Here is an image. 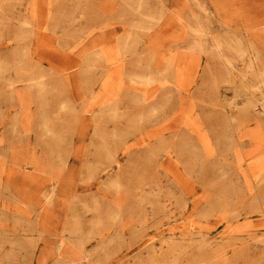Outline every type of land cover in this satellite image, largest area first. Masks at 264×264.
I'll return each mask as SVG.
<instances>
[{
    "label": "rangeland",
    "instance_id": "374dc122",
    "mask_svg": "<svg viewBox=\"0 0 264 264\" xmlns=\"http://www.w3.org/2000/svg\"><path fill=\"white\" fill-rule=\"evenodd\" d=\"M135 1L0 0V72L34 85L11 100L0 78V264H264V116L241 92L264 69V0ZM199 22L231 72L188 50Z\"/></svg>",
    "mask_w": 264,
    "mask_h": 264
},
{
    "label": "bare ground",
    "instance_id": "6f19581e",
    "mask_svg": "<svg viewBox=\"0 0 264 264\" xmlns=\"http://www.w3.org/2000/svg\"><path fill=\"white\" fill-rule=\"evenodd\" d=\"M180 3V2H179ZM178 3V4H179ZM136 6V7H135ZM133 8H134V11H136L137 13H141V14H143V10H142V2L140 1V0H136L135 1V4L133 5ZM151 13V12H150ZM34 15H36V14H34ZM35 18V17H34ZM23 24H29V22L28 21H22V25ZM38 25V24H37ZM22 27V26H21ZM191 29H194L195 30V32H197V30H198V32L195 34V36L194 37H191V39L188 41V46H189V48H188V50H191V51H194V50H198L199 52H204V53H207V52H212L213 51V49H212V51L209 49V47L210 46H208L207 44H206V41H207V39H206V36L207 35H205V33H203L202 31H199L201 28H202V24H200V22L198 23V24H195L194 26L193 25H190L189 26ZM146 28H148V27H146ZM18 31H20V28L18 27V28H16ZM165 30V29H164ZM229 38H232V40L230 41L229 39V41H230V43L231 42H233V41H238V36H233V37H229ZM96 39L99 41V38H94L93 39V41L94 42H96ZM101 39H102V42L103 43H105V42H107V40H108V38L105 36V35H103V37H101ZM215 37H213V43L211 44V45H213V44H215L216 42H215ZM97 41V42H98ZM38 42V41H37ZM91 42H92V40H91ZM96 42V43H97ZM247 42H249L248 41V39H247ZM93 43V42H92ZM18 45H21V43H17ZM90 44V43H89ZM98 44H99V42H98ZM97 44V45H98ZM91 45V44H90ZM217 45H219V44H217ZM94 46H96V44L94 45ZM93 46V47H94ZM88 47H89V45H88ZM84 48V47H83ZM54 49H55V47H54ZM88 49V48H87ZM9 51H11L12 52V49H10ZM20 51H24V50H21V49H17L16 50V52H17V54L19 53V54H21V52ZM54 51V50H53ZM86 52V51H85ZM89 53H90V51H89ZM180 53V52H179ZM182 53V52H181ZM185 53V52H184ZM212 53H214L215 55H216V57L217 58H219L222 62H223V65H224V67H225V69H227V71H232L233 70V68H235V63H234V61L232 60V58L231 57H229V55L226 53V52H224L223 50H219L218 48H217V50H215L214 52H212ZM86 54V53H85ZM71 55V54H70ZM80 55V54H79ZM82 55V54H81ZM187 55V54H186ZM33 56V55H32ZM37 56H39V54L37 55ZM73 56H74V54H73ZM78 56V55H77ZM86 56V55H85ZM84 56V57H85ZM184 56H185V54H184ZM190 56V55H189ZM32 58V57H31ZM40 58H41V56H40ZM79 58H80V56H79ZM191 58V57H190ZM33 59V58H32ZM43 59V58H42ZM45 59V58H44ZM71 59H73V58H71ZM245 59V58H244ZM198 60V59H197ZM196 60V61H197ZM261 60H262V57H261ZM55 61V60H54ZM73 61H74V59H73ZM188 61V60H187ZM194 60L193 59H190L189 61H188V64H191L192 62H193ZM249 61V60H248ZM13 64H18V66H20L21 64H22V59L21 58H17L16 60H13ZM247 64V61H246V59H245V63H244V65H246ZM74 65H76V64H74ZM194 66V65H193ZM59 67V66H58ZM186 67V68H185ZM183 69V74H185V75H188V74H190V73H188L187 72V70H188V65H186ZM191 67V66H190ZM197 67V66H196ZM4 68V67H3ZM3 68H1L2 70V72H4L5 70H3ZM68 68V67H67ZM70 68H72V67H70ZM69 69V68H68ZM67 69V70H68ZM179 69V68H178ZM178 69H177V74H176V72H175V74L178 76H182V72L180 73V74H178L179 72H178ZM66 70V69H65ZM190 70V69H189ZM57 71V70H56ZM69 71V70H68ZM179 71H180V69H179ZM2 72H0V78L2 79V87L1 88H3L2 89V91H4L5 93H8L9 95H12L13 93H15V92H18V93H15L16 94V97H13L11 100H16V99H18V98H20V96L21 95H23V91L21 90L20 91V88H19V83H21V81L23 80V79H26V81H28L27 83H26V86L25 85H23L25 88L27 87L28 89H30L28 92V96H29V94L31 93V92H33L34 91V85H33V82H31V79H28V76L25 74V73H23V72H19L18 74H17V72L16 71H9V70H6L5 71V74H3ZM60 73V72H59ZM64 73V72H63ZM242 72H241V70H240V72H239V75L241 74ZM261 73H264V69H263V72H261ZM261 73L259 74V79L258 80H256L254 83H251V84H244V89L241 91V92H243V93H249V94H253V95H255V96H257V97H253V98H247V103H246V107L249 109V110H251L250 112L252 113V115L254 116L253 118L254 119H256V123H257V121L259 120L258 118H260L262 115L264 116V76L263 75H261ZM71 74V73H70ZM75 74V73H74ZM66 75V74H65ZM61 76H63V75H61ZM186 77V76H185ZM9 81H11L9 84H8V82ZM14 82V83H13ZM109 82L110 81H108V83H106V86H105V83H103V90H104V92H106V93H110V94H113L112 92L114 91L113 90V88H112V90L109 88ZM34 83H39V84H41V85H45V82L42 80V79H36V78H34ZM185 85V84H184ZM187 85V84H186ZM105 86V87H104ZM188 86V85H187ZM183 87H178V89H179V91L182 89ZM249 88H251V90H249ZM31 91V92H30ZM11 92V93H10ZM225 93V92H224ZM107 95V94H106ZM16 115V114H15ZM227 118L230 120V121H233V119H234V114H233V111H228V114H227ZM50 125V124H49ZM51 126V125H50ZM49 126V127H50ZM251 126V125H250ZM48 129V128H47ZM133 146V145H132ZM130 147L131 146H128V147H126L124 150H123V152H122V155L124 156V155H126L129 151H130ZM169 158V157H168ZM159 164V163H158ZM261 165H263V162H253L252 164H251V166H250V169H252L253 171H255L257 168H259V166H261ZM107 168V167H106ZM109 170H110V172H111V170H112V168L110 167L109 168ZM259 170V169H258ZM118 171V170H117ZM257 171V170H256ZM110 172H107L106 171V176L109 178V177H111L110 175H112V173H110ZM221 174H223V168L221 169ZM11 178H10V182L7 184V186H6V188L10 191V192H12V194H14V192L13 191H11L12 190V188H13V186H15V178H13L12 176H10ZM9 178V177H8ZM72 178V177H71ZM71 180V179H70ZM69 180V181H70ZM53 182H52V186H51V190H50V194L49 195H46V198H47V203L48 204H52V205H56V204H58L60 201H57V200H59L60 199V196L62 197V199H63V196H65L66 194H67V191H68V187H67V185H65L64 184V182H63V180H59V179H53L52 180ZM72 181V180H71ZM4 183V182H3ZM38 183V182H37ZM36 183V184H37ZM22 184V185H21ZM21 189H27L28 187H30L29 186V184L27 183V182H25L24 181V178L22 179V182H21ZM19 185V186H20ZM39 187V186H38ZM37 187V188H38ZM70 188V187H69ZM146 189H144V191H145ZM58 192V193H57ZM146 192H147V190H146ZM71 193H72V191H71ZM159 193H160V188H159ZM63 195V196H62ZM68 195V194H67ZM72 195V194H71ZM189 195V194H188ZM74 194H73V198H74ZM53 197H55L56 199L55 200H53ZM70 198V197H69ZM66 200V199H65ZM58 202V203H57ZM65 203H66V201H65ZM12 205V204H11ZM0 208H1V211L3 210V209H10V208H8V205H7V203H3L2 204V201L0 202ZM158 206V205H157ZM165 207V206H164ZM12 210V209H11ZM146 210V209H145ZM12 212H14L13 210H12ZM235 212V211H234ZM237 213H238V211H237ZM236 213V214H237ZM13 214V213H12ZM240 214V213H239ZM237 216V215H236ZM252 228H254V227H252ZM241 228H238V230H240ZM191 233V232H190ZM191 235V234H190ZM185 236H187L186 234H185ZM252 236V233L251 234H249V236L248 237H251ZM171 237V236H170ZM174 237H176L175 235H174ZM177 237H178V235H177ZM188 237V236H187ZM221 237V236H220ZM223 237V236H222ZM241 237H244V235H237L236 237H234V236H231V238H233V239H238V240H240L239 238H241ZM189 238V237H188ZM187 238V239H188ZM212 238V237H211ZM172 239V238H171ZM185 239V238H184ZM190 239V238H189ZM209 239H210V237H208V236H206L205 234H202V233H200L199 234V236H198V238H196L195 240L197 241V243L198 244H201V246H202V244H206V243H208V241H209ZM215 239V238H214ZM230 239V238H229ZM173 240V239H172ZM189 241V240H188ZM193 241V239L191 240V242ZM65 247V246H64ZM66 248V247H65ZM191 249V248H190ZM61 250V249H60ZM201 250V249H200ZM59 252V251H58ZM190 253L192 252V251H189ZM50 253H52V251H50ZM65 254V253H64ZM64 254H63V256H64ZM65 256H67V255H65ZM64 256V257H65ZM71 256V255H70ZM173 256H174V254H173ZM43 259V258H42ZM71 259H72V257H71ZM76 259V258H75ZM45 260V259H44ZM200 260V259H199ZM198 264H202V262H200V263H198Z\"/></svg>",
    "mask_w": 264,
    "mask_h": 264
}]
</instances>
